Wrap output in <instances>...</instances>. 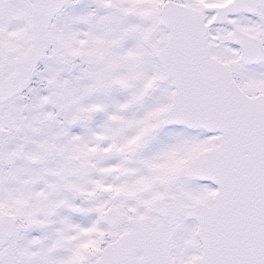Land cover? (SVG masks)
Segmentation results:
<instances>
[{"label":"snow or ice","instance_id":"snow-or-ice-1","mask_svg":"<svg viewBox=\"0 0 264 264\" xmlns=\"http://www.w3.org/2000/svg\"><path fill=\"white\" fill-rule=\"evenodd\" d=\"M0 264H264V0H0Z\"/></svg>","mask_w":264,"mask_h":264}]
</instances>
